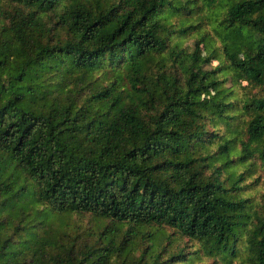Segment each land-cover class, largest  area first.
Returning a JSON list of instances; mask_svg holds the SVG:
<instances>
[{"label":"trees","instance_id":"16d2710c","mask_svg":"<svg viewBox=\"0 0 264 264\" xmlns=\"http://www.w3.org/2000/svg\"><path fill=\"white\" fill-rule=\"evenodd\" d=\"M255 163L264 0H0V264H264Z\"/></svg>","mask_w":264,"mask_h":264},{"label":"rangeland","instance_id":"374dc122","mask_svg":"<svg viewBox=\"0 0 264 264\" xmlns=\"http://www.w3.org/2000/svg\"><path fill=\"white\" fill-rule=\"evenodd\" d=\"M197 11H199L200 14L208 13L204 9H202L201 11H200V9H198ZM172 20H176V19L173 18ZM202 23L203 24L201 26L203 27V31L212 29L210 24H209L210 23L209 20L204 19L202 21ZM209 34H210V37H209L210 43L215 44L217 46L220 45L219 40L216 38V36L214 35L212 30L209 31ZM195 35H198V34L194 33V34L186 36V37H179L178 39H175V40L173 39V42L180 43V45L182 47H189L190 48L193 45V39H194ZM218 52H220V51H218ZM219 63H225L221 54L219 55L218 58H214V59L212 58L211 61L209 62V64H207L205 67L207 69H210L211 67H214L215 65H217ZM220 75L223 79L226 80L224 85L228 86V87H232L233 90L236 92L238 98H242L245 95L253 94L257 91V88H251V87L246 88V87H244L245 82H243V81L233 82L231 72H222ZM242 121H243L242 116L239 117L238 119H236V121L233 124L234 125L233 128L238 129V130L243 128ZM219 127L221 129H223L224 125L221 123L219 125ZM243 168H244V166L238 165L236 169L238 171H241ZM245 183L246 184L250 183V184H249V187L245 191L244 194L249 196V197H253V200L256 203L261 202L262 201V195H260V194L264 193V168L259 166L258 163H255L254 169H252V173L247 177ZM87 219L88 218L84 217L82 221L86 222ZM166 231H168V233H169L172 231V229L166 228ZM176 240L180 243L181 246H183V245L185 246L186 244L191 245V242H189V241L186 242L187 239H176ZM189 247L187 249H189ZM193 264H228V263L222 262V261L216 262L214 260V258H211V257H203L201 259H195ZM232 264H239L238 259L234 260L232 262Z\"/></svg>","mask_w":264,"mask_h":264}]
</instances>
